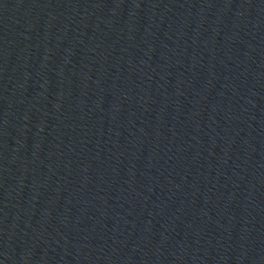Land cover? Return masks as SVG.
Masks as SVG:
<instances>
[{"label": "water", "instance_id": "1", "mask_svg": "<svg viewBox=\"0 0 264 264\" xmlns=\"http://www.w3.org/2000/svg\"><path fill=\"white\" fill-rule=\"evenodd\" d=\"M264 0H0V264H260Z\"/></svg>", "mask_w": 264, "mask_h": 264}]
</instances>
